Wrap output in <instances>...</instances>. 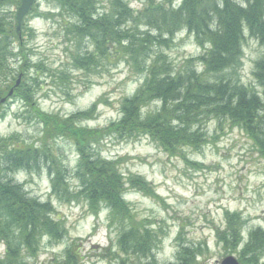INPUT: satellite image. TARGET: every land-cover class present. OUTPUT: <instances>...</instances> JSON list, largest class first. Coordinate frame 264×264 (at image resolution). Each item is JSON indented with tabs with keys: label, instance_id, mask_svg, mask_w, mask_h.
<instances>
[{
	"label": "trees",
	"instance_id": "trees-1",
	"mask_svg": "<svg viewBox=\"0 0 264 264\" xmlns=\"http://www.w3.org/2000/svg\"><path fill=\"white\" fill-rule=\"evenodd\" d=\"M46 1L72 19L67 29L75 44L87 41L92 47L91 52L71 57L76 70L92 73L112 55V59L122 60L143 75V82L121 102V118L101 130L82 126L94 119L97 103L67 118L42 113L33 104L35 93L25 80L14 87L11 64L14 60L19 74L32 68L24 42L32 31L22 25L16 33L13 9L19 0H0V101L13 89L12 96L0 102V120L6 117L8 100L17 99L29 106L42 128L39 146L18 143L14 135L0 137V245L4 248L0 264H28L27 259L35 257L43 238L57 242L65 234L51 204L31 197L23 184L14 180L18 173L38 174L46 169L53 192L59 193L68 171L57 166L56 152L48 147V142L56 139L75 146L73 177L79 184V196L90 212H107L108 228L116 233L119 251L143 257V264H157L151 254L157 245L156 235L143 222L134 221L130 206L123 200L124 193L142 191L146 183L135 176L124 179L118 172L120 161L101 157L99 144L105 137L129 141L145 135L173 156L180 148L199 147L203 142L202 125L216 120L243 132L264 160V56L254 63L252 71L254 87L260 92L244 86L239 77L246 38L264 45V0H140L141 9L137 11L128 8V1L109 0V9L103 12L99 0ZM35 10L37 6L28 17ZM179 31L191 37L202 53L174 70L162 53H153V57L149 53L166 47ZM34 68L42 70L40 66ZM151 103L158 108L143 113ZM224 220L226 226L216 234L217 244L227 251L236 250L242 242V220L229 214ZM263 253L264 232H250L239 263L260 264ZM197 254H201L198 247L181 244L176 261L170 264H195ZM81 261L79 251L70 247L60 259L48 264ZM119 264L134 263L121 260Z\"/></svg>",
	"mask_w": 264,
	"mask_h": 264
},
{
	"label": "rangeland",
	"instance_id": "rangeland-1",
	"mask_svg": "<svg viewBox=\"0 0 264 264\" xmlns=\"http://www.w3.org/2000/svg\"><path fill=\"white\" fill-rule=\"evenodd\" d=\"M125 1L129 9H141L140 0ZM18 6L13 9L14 16ZM34 6H37L36 13L32 17L27 15L22 22L32 31V36L24 42L33 66L27 73L19 74L12 60L14 81L20 77V82L25 80L32 87L33 104L44 114L67 118L86 112L97 103L94 119L82 123L83 127L101 130L118 121L121 102L141 86L143 75L122 60L112 59V55L92 73L76 70L71 57L79 52H91L90 43L75 44L68 32L72 19L61 15L53 3L36 0ZM98 7L102 12L108 10L109 0H99ZM153 53H162L171 68L178 70L202 51L191 37L179 31L166 47L154 48L149 56L153 57ZM263 56L264 45L246 38L243 66L239 70L244 86L255 88L252 71L254 63ZM34 66L42 70L37 71ZM197 67L200 71V66ZM5 106L0 137L14 135L18 143L39 146L42 128L29 106L17 99H9ZM157 108L158 104L151 103L143 113ZM201 132L203 142L199 147L180 148L173 156L145 135L129 141L105 137L99 144L101 157L120 161L118 172L124 179L135 176L146 183L143 192L129 190L123 200L130 206L134 221L143 222L156 235L157 245L151 254L157 264L174 263L181 244L198 247L201 254L195 256V264H220L229 256L239 263L248 234L255 230L264 232V160L243 132L228 123L208 120ZM48 147L56 152L57 166L68 171L65 186L59 187V193L53 192L46 169L38 174L18 173L14 180L23 184L31 197L51 204L65 234L57 242L43 238L35 257L28 258L27 263L48 264L60 259L70 247L79 251L82 264H119L121 260L145 263L143 257L132 253L123 255L119 251L116 233L108 228L107 212H90L88 204L79 196V184L73 177L77 166L75 146L65 139H56L48 142ZM225 214L238 215L243 223L242 242L236 250L227 251L217 244V231L226 226ZM3 249L0 245V252ZM260 264H264V253Z\"/></svg>",
	"mask_w": 264,
	"mask_h": 264
},
{
	"label": "water",
	"instance_id": "water-1",
	"mask_svg": "<svg viewBox=\"0 0 264 264\" xmlns=\"http://www.w3.org/2000/svg\"><path fill=\"white\" fill-rule=\"evenodd\" d=\"M36 0H19V6L16 10L14 20L16 22V33L19 34L21 30V25L24 19L29 14L32 7L35 5ZM20 78V77H19ZM17 79L15 86H19L20 79ZM13 94V89H11L5 98H3L0 102L4 103L8 98H10ZM220 264H239L232 256L224 258Z\"/></svg>",
	"mask_w": 264,
	"mask_h": 264
}]
</instances>
